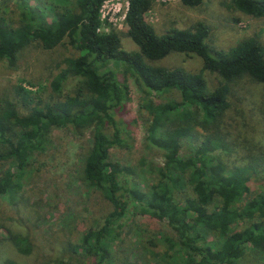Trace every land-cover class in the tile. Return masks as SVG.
<instances>
[{"label": "trees", "instance_id": "obj_1", "mask_svg": "<svg viewBox=\"0 0 264 264\" xmlns=\"http://www.w3.org/2000/svg\"><path fill=\"white\" fill-rule=\"evenodd\" d=\"M104 1L51 0L40 8L38 2L29 6L26 0H14L21 12L14 26L0 11V61L9 66L32 41L49 49L66 38L77 50L75 56L64 58V66L50 81L58 98L43 101L17 86L26 110L22 113L9 94H0V161L6 163L0 174V196L13 201L30 171L32 156L45 150L54 129L68 128L81 135L92 127L80 158V179L99 191L110 209L99 225L88 227L79 242L67 243L66 248L89 256L91 264L110 262L120 228L130 216L146 214L165 220L171 230L147 240L161 264H236L246 246L264 250V193L247 195L251 178L264 172V164L260 167V161L251 160L227 165L213 154L222 145L221 121L233 85L243 77L264 83L263 45L247 36L226 49H213L206 43L209 25L202 20L156 33L145 18L151 0H126L122 30L108 26L102 31L99 10ZM178 1L189 7L202 2ZM229 3L240 12L264 18V0ZM121 34L137 49L121 48ZM173 51L197 56L198 70L151 63ZM206 72L213 78L208 80ZM127 74L146 97L144 145L162 156L144 190L135 180V166L109 158L112 147L130 145ZM68 77L74 80L72 91L61 94ZM171 91L178 97L163 101L148 97ZM183 138L194 141L187 156L179 153ZM238 222L245 225L239 227ZM9 239L20 253L32 249L22 233ZM0 264L19 263L3 259ZM55 264L65 263L60 259Z\"/></svg>", "mask_w": 264, "mask_h": 264}, {"label": "rangeland", "instance_id": "obj_2", "mask_svg": "<svg viewBox=\"0 0 264 264\" xmlns=\"http://www.w3.org/2000/svg\"><path fill=\"white\" fill-rule=\"evenodd\" d=\"M29 6L37 2L40 8L51 0H26ZM126 0H106L100 7V29L108 26L122 30ZM0 11L9 25H17L20 9L14 0H0ZM45 11V10H44ZM46 15V17H48ZM146 20L156 33L171 28H186L196 20L209 25L207 43L213 49H226L239 39L253 36L264 48V18L254 17L234 9L229 0H202L193 7L178 0H151L145 14ZM120 46L135 50L136 45L126 36L120 35ZM77 54L74 45L62 39L52 48H44L39 42L26 44L18 53L15 65L0 61V94L7 93L16 101L20 112L26 110L20 105L16 94L17 86L33 92L45 101L58 98L52 91L50 81L64 66V58ZM167 67L180 66L196 71L200 60L192 54L170 52L161 59L151 62ZM208 80L212 74L206 72ZM126 81L129 102L126 118L131 127L129 146H114L109 158L136 167L138 187L144 190L154 175V167L162 162L161 152L147 148L143 142V120L146 113L142 107L145 95L130 74ZM73 78L62 83L61 94L71 93ZM232 99L221 121L222 145L213 154L227 165H239L253 160L264 164V83L250 77H243L233 85ZM149 98L163 101L177 98L175 91ZM92 127L81 135L73 134L68 128H57L51 132V141L44 151L32 156L29 173L22 180V187L12 199L0 196V262L12 259L19 264H55L62 259L65 264H91V258L81 252L73 253L65 247L67 243L79 242L81 234L88 227L101 223L110 209L109 203L99 191L87 187L80 179V158L90 141ZM193 140L183 138L179 153L187 156L192 152ZM6 163L0 161V174ZM249 195L264 193V172L253 175ZM243 201V197L241 198ZM130 216V215H129ZM239 227L245 222L239 223ZM92 227V226H91ZM165 220H158L146 214L129 217L120 228L119 237L112 242L111 261L103 264H161L152 254L147 243L156 234L171 230ZM23 234L32 244L29 253H20L10 241V236ZM264 250L249 246L236 264H262Z\"/></svg>", "mask_w": 264, "mask_h": 264}, {"label": "built area", "instance_id": "obj_3", "mask_svg": "<svg viewBox=\"0 0 264 264\" xmlns=\"http://www.w3.org/2000/svg\"><path fill=\"white\" fill-rule=\"evenodd\" d=\"M106 1V0H105ZM103 4V3H102ZM100 11V10H99Z\"/></svg>", "mask_w": 264, "mask_h": 264}]
</instances>
